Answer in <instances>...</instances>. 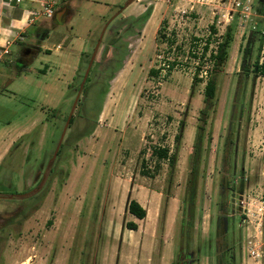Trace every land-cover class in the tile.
<instances>
[{
  "label": "rangeland",
  "instance_id": "1",
  "mask_svg": "<svg viewBox=\"0 0 264 264\" xmlns=\"http://www.w3.org/2000/svg\"><path fill=\"white\" fill-rule=\"evenodd\" d=\"M70 2L81 4L77 11L85 8L86 0ZM142 4L151 16L159 9L155 35L144 33L147 22L132 19L107 26L117 9L88 40L86 27L94 21L76 12L73 22L53 27L48 21L50 29L23 41L39 46L26 70L18 74L14 68L20 45L11 49V66H0L6 76L0 84V130L11 121L26 132L0 167V264H180L181 248L194 253L193 264H214L210 244L228 135L239 141L237 178L244 180L243 193L228 197L239 216L236 227L241 222L236 264H264V77L241 75L260 2L251 0L249 16L243 0ZM233 20L229 60L216 74V106L209 109L198 149L212 56ZM101 36L91 82L83 85L74 123L54 157ZM259 46L252 62L258 55L262 60ZM163 62L170 64L165 76L158 69ZM203 71L208 76L201 78ZM195 76L201 81L192 90ZM158 148L175 156L174 166L152 155ZM31 194L37 201L27 198ZM131 200L147 211L145 219L129 213ZM130 222L136 231L127 228Z\"/></svg>",
  "mask_w": 264,
  "mask_h": 264
},
{
  "label": "crops",
  "instance_id": "2",
  "mask_svg": "<svg viewBox=\"0 0 264 264\" xmlns=\"http://www.w3.org/2000/svg\"><path fill=\"white\" fill-rule=\"evenodd\" d=\"M62 1L63 0H0V48L5 46L8 42L12 43L13 48L18 41L23 42L32 33H37L39 36L38 32L42 31L41 29H50V26L47 25L49 23L48 21H52L50 23H52L51 26L53 27L61 22H73L72 20L73 17L76 16V12H87L85 17L87 19L91 18L94 21L93 24L86 27V34H88V40H90V38L96 34V29L99 24L106 22L108 16L113 13V11L118 9V13L109 22L121 18L134 20L140 17L145 11V5L142 4V1L148 0H86L84 4L85 8H80L78 11L76 8L78 6L80 7L81 4L72 6L71 0H65V5H61V3H63ZM45 6H53L55 20L48 19L42 15L41 12ZM60 12L64 13L61 17V22H58L56 16ZM158 15H161L159 9L158 12H153L152 16L148 19L143 29L144 33L148 31V33H154L155 35L158 32L160 26L157 20ZM32 18H35L34 22H30ZM109 22L108 25L113 23ZM73 42L74 41H70L71 44H74ZM58 46L61 47V45ZM5 77V74L1 72L0 84L5 81ZM25 134L24 128L11 125V121L6 123V126L0 130V167L4 159L14 150L17 146V142Z\"/></svg>",
  "mask_w": 264,
  "mask_h": 264
},
{
  "label": "flooded vegetation",
  "instance_id": "3",
  "mask_svg": "<svg viewBox=\"0 0 264 264\" xmlns=\"http://www.w3.org/2000/svg\"><path fill=\"white\" fill-rule=\"evenodd\" d=\"M45 33H48L45 32ZM45 33L40 34L43 38ZM38 36V35H35ZM39 46L31 42L24 44L19 48L18 55L15 57L14 68L20 74L29 66V61L37 55ZM240 91V83H238ZM227 136L224 142V150L220 160L219 168V183H218V200L216 203V214L214 219V240L211 242L214 245V264H236L239 250L240 226L236 227V213L235 203L228 201L231 195H241L244 191V180L241 177L237 178L238 172V157H239V141L231 139ZM55 157V154H54ZM241 170L245 171V166H241ZM39 188L36 189V191ZM33 191V190H32ZM34 197L37 201V195H30L27 198ZM26 198V199H27ZM239 217V216H238ZM181 254H184V262L180 264H193L196 257L193 252H189L187 248H181ZM198 249V256L200 255Z\"/></svg>",
  "mask_w": 264,
  "mask_h": 264
},
{
  "label": "trees",
  "instance_id": "4",
  "mask_svg": "<svg viewBox=\"0 0 264 264\" xmlns=\"http://www.w3.org/2000/svg\"><path fill=\"white\" fill-rule=\"evenodd\" d=\"M62 2L63 3H61V5H65V0H63ZM259 8L260 9L258 8L256 9V13L260 15L264 9V4L260 3ZM151 13H152V9H147V11L144 14L134 19V21L135 22L142 21L146 23L148 19L150 18ZM236 27H237V21L233 20L227 26L226 32L222 36V41L218 43L216 55L212 56L215 62L214 68H213L214 74L207 81L205 90H204V102H205L206 108L201 111L200 120L203 124L198 126V137H197V144H196V147L198 149H200L201 142L204 136V132L206 131V124L209 118V109L214 108L216 106V97H217V90H218L216 74L221 68L226 66V64L228 63L229 49L234 41ZM211 34L213 35L216 34L215 26H211ZM257 42L260 43L259 50L261 51L263 38H262V21L260 18L256 20L255 25L250 29L248 45L244 48V56H243L242 66H241L243 70V74L241 75L244 76L245 79H248L251 73H254L256 76L264 77V61L261 63L259 59V55H258V58L255 59L254 62H252L253 52H254L253 48L257 44ZM24 44L25 43L21 41H18L16 43V45H20V46H23ZM205 51H208V46L205 47ZM91 56H92V53L90 54V58ZM90 58H89L88 63L90 62ZM12 63L5 64L3 65V67L9 68ZM197 76H195L193 79L192 90H194L197 83L201 81ZM89 82H91V79L88 77L86 80V84ZM73 123H74V118H72L70 124H73ZM182 125H184V122H181V128H182ZM176 139L179 140L180 136H176ZM152 155L156 157L159 161H163V160L167 161L170 167L174 166L175 164V156L169 155V150L166 148L154 149ZM143 174L146 175V172H143ZM197 176H198V171L195 165L191 169L189 180H188V185H189L188 193L190 196V200H189L190 203H192L193 198L195 196ZM127 209L131 215L135 216L139 220H143L147 216V211L143 208V206L137 200H131L128 204ZM127 228L131 231H136L138 229V225L135 222H130L127 224Z\"/></svg>",
  "mask_w": 264,
  "mask_h": 264
},
{
  "label": "built area",
  "instance_id": "5",
  "mask_svg": "<svg viewBox=\"0 0 264 264\" xmlns=\"http://www.w3.org/2000/svg\"><path fill=\"white\" fill-rule=\"evenodd\" d=\"M245 2H247V7H244V10H247V15H250V12L252 10V6H251V0H243ZM42 15H44L46 18L48 19H54L55 17V11L53 6H45L43 11L41 12ZM256 13V12H255ZM256 16L258 18L261 19L262 21V38H263V42H262V60L261 63L264 61V9L262 11V13L259 15L256 14ZM35 18H32L30 20V22H34ZM12 43H7L5 46H3L2 48H0V66H3L5 64H10L13 62V56H12ZM160 74H162L163 76H165L166 74H168L170 72V64H167L166 62H163L160 64V66L158 67ZM197 71V68H196ZM0 74H1V68H0ZM195 74V73H194ZM208 76V72L207 71H203L202 73H200V77H207ZM263 210V209H262Z\"/></svg>",
  "mask_w": 264,
  "mask_h": 264
},
{
  "label": "water",
  "instance_id": "6",
  "mask_svg": "<svg viewBox=\"0 0 264 264\" xmlns=\"http://www.w3.org/2000/svg\"><path fill=\"white\" fill-rule=\"evenodd\" d=\"M259 2H260L261 4H264V0H259ZM63 13H64V12H60V13H58V15L56 16V19H57L58 22H61V17H62V15H63ZM109 23H110V22H109ZM107 25H108V24H107ZM104 32H105V31H104ZM104 32H103V35H104ZM250 35H251V34H250ZM102 39H103V36H101V37L99 38V41L97 42V46L95 47L94 52H93V54H92V57H91V59H90L89 65H88V67H87V70H86V73H85V76H84V80H83V82H82V84H81V86H80V92H79V95L77 96V98H76V100H75V102H74V105H73L72 111H71V113H70V115H69V117H68V119H67V121H66V125H65V128H64V132H63L62 138H61V140H60V142H59V144H58L57 151H56V153H55V157H56V155H57V153H58V151H59V149H60V146H61V144H62V141H63V138H64V136H65V133H66V131H67V129H68L70 123H71L72 118H73L74 111H75V109H76V106H77V103H78V100H79L80 93H81V91H82V89H83V85L85 84V82H86V80H87V78H88V76H89L90 70H91V68H92L93 62H94V60H95V58H96V55H97V53H98V50H99L100 44H101V42H102Z\"/></svg>",
  "mask_w": 264,
  "mask_h": 264
}]
</instances>
